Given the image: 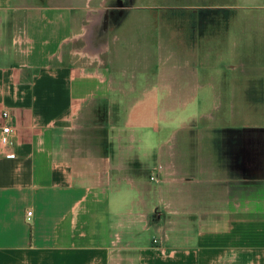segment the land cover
<instances>
[{
  "label": "crops",
  "instance_id": "1",
  "mask_svg": "<svg viewBox=\"0 0 264 264\" xmlns=\"http://www.w3.org/2000/svg\"><path fill=\"white\" fill-rule=\"evenodd\" d=\"M79 9L0 0V128L8 111L19 133L16 147L0 156V264H264V126L226 124L240 116L244 95L239 103L228 98L222 113L189 117L205 140L196 162L192 144L171 133L156 149L151 167L163 170L151 183L143 158L152 153L116 119L132 116L130 105L141 97L129 96L142 85L141 93L155 87L163 101L158 53L141 51L137 36L141 50L132 51L121 23L114 30L117 20L105 14L87 9L89 24H80ZM220 38L223 47L229 38ZM80 41L85 46L77 48ZM135 57L141 62L131 73ZM189 75L181 73L185 94L174 89L179 74L166 82L173 100L187 106L204 86ZM247 76L257 91L258 78ZM226 83L244 92V72ZM246 101L261 102L251 93ZM103 105L104 127L82 138L79 120ZM90 137L91 145L83 140ZM137 147L141 157L128 160ZM169 214L171 227L162 224Z\"/></svg>",
  "mask_w": 264,
  "mask_h": 264
},
{
  "label": "rangeland",
  "instance_id": "2",
  "mask_svg": "<svg viewBox=\"0 0 264 264\" xmlns=\"http://www.w3.org/2000/svg\"><path fill=\"white\" fill-rule=\"evenodd\" d=\"M13 3L20 7H78L81 8L79 11L82 13L80 24L85 26L89 24L87 9L93 10L91 12L94 14L100 13L101 17L104 14L108 16V13L112 12L124 13V19L121 22L117 20L114 30L121 23L120 32L128 40L129 48L135 53L141 50L134 43L136 40L140 42L143 48L141 51L144 53L151 54L154 51L158 53L156 61L163 67L162 76L160 74L158 76L165 79L162 83L163 101L157 103L155 87H152L150 92L147 91L148 93H141L142 85L129 96V99L141 97L139 102L135 101L130 105L133 109L132 116L116 119L118 126L124 130L125 136L130 133L134 134L136 138L133 142L141 149H147L152 153L150 160L143 158L146 163L151 164L147 167V175L151 183H158L159 174H162L163 170L161 166L151 167L152 165L155 167L156 164V149L167 140L171 133L176 132L180 142L192 144L191 157L196 162L197 148L205 140L199 136L201 124L196 121L191 122L189 118L191 115L222 113L228 108L226 103L228 98L234 100L237 96L239 103L242 101L239 94H242L245 97V103L239 107L241 113L238 115L240 116L234 122L228 120L226 123L228 127L238 124H244L247 127L255 124L264 126V101L262 102L264 100V73L259 71L260 75L256 76L258 72L256 69L264 67V0H13ZM224 35H227L229 39L223 47H220L219 42L222 41L220 37ZM135 36L137 37L134 40ZM85 43V41H80L76 47L82 48ZM155 45L157 49H154ZM231 53L237 55L236 60L231 58ZM150 58L154 62L155 57L150 55ZM132 61L129 72L134 73V67L141 61L136 57ZM230 64H236L238 69H228ZM177 67L179 69H175ZM234 71L244 72L245 86L243 89L245 93L237 91L235 85L227 83L225 87L220 85L221 82L230 80ZM172 72L179 74L180 77L179 87L175 85L174 89H181V93L184 94L188 87L182 84L181 73L187 76L190 74L189 76L194 78L199 75L200 82L204 86L198 87L195 102L187 106V102L173 100L177 93L174 91L171 95L172 88L166 83L174 81ZM249 72L251 76H256L254 79L258 78L260 82L257 91L254 87L255 92H251V86L246 84L252 79L247 76ZM221 73L224 76H221ZM153 76L156 77L155 71ZM250 93L259 98L261 102H256L254 106L251 102L247 103L246 98L250 97ZM107 108L104 105L100 106L96 111H89L85 118L79 120L77 129L84 133H82V138L86 135L90 136L93 127H104V121L107 119L104 115ZM98 112L101 116L95 118ZM256 115L259 119L252 118ZM203 121L208 122L205 119ZM110 128L111 125L107 129L104 128V132L107 130L108 134L106 138L112 136ZM80 131L69 132L79 134ZM117 132L116 129L114 133ZM83 140L91 145L93 138ZM103 140L105 142L104 135L101 136V141ZM110 143L115 154H119L116 142L110 140ZM107 144L109 148V141ZM138 147L133 155L129 152L125 153L128 160L133 158L131 156L135 159L141 157L143 151ZM102 155L100 154L101 158ZM104 170L106 169L103 166ZM171 221L172 215L169 214L165 216L162 224L171 227ZM157 243L158 240H154V244Z\"/></svg>",
  "mask_w": 264,
  "mask_h": 264
},
{
  "label": "built area",
  "instance_id": "3",
  "mask_svg": "<svg viewBox=\"0 0 264 264\" xmlns=\"http://www.w3.org/2000/svg\"><path fill=\"white\" fill-rule=\"evenodd\" d=\"M4 119L5 123L0 128V156L10 154V150L16 147L19 140L18 129L13 123L12 114L5 112ZM32 214V212L28 213L29 218Z\"/></svg>",
  "mask_w": 264,
  "mask_h": 264
},
{
  "label": "flooded vegetation",
  "instance_id": "4",
  "mask_svg": "<svg viewBox=\"0 0 264 264\" xmlns=\"http://www.w3.org/2000/svg\"><path fill=\"white\" fill-rule=\"evenodd\" d=\"M125 14L124 13H121V12H118V13H115V12H112V13H108V16L111 17L112 19H116V20H119L120 17H123ZM101 16V14H100Z\"/></svg>",
  "mask_w": 264,
  "mask_h": 264
}]
</instances>
